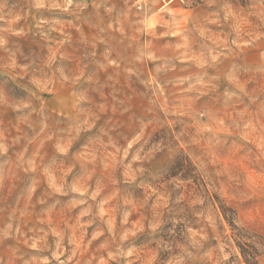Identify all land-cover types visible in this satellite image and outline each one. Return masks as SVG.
Instances as JSON below:
<instances>
[{
    "label": "rangeland",
    "instance_id": "rangeland-1",
    "mask_svg": "<svg viewBox=\"0 0 264 264\" xmlns=\"http://www.w3.org/2000/svg\"><path fill=\"white\" fill-rule=\"evenodd\" d=\"M260 238L264 0H0V264H264Z\"/></svg>",
    "mask_w": 264,
    "mask_h": 264
},
{
    "label": "trees",
    "instance_id": "trees-1",
    "mask_svg": "<svg viewBox=\"0 0 264 264\" xmlns=\"http://www.w3.org/2000/svg\"><path fill=\"white\" fill-rule=\"evenodd\" d=\"M260 239H261L260 244L264 247V239L263 238H260ZM247 246L248 245L240 244L239 248L248 264H256L255 258H256V254H258L259 251L256 248L250 249V247L249 246L247 247Z\"/></svg>",
    "mask_w": 264,
    "mask_h": 264
}]
</instances>
